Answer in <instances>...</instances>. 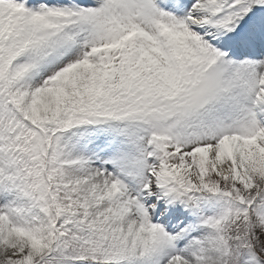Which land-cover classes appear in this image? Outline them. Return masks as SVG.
I'll list each match as a JSON object with an SVG mask.
<instances>
[{"label":"snow or ice","instance_id":"1","mask_svg":"<svg viewBox=\"0 0 264 264\" xmlns=\"http://www.w3.org/2000/svg\"><path fill=\"white\" fill-rule=\"evenodd\" d=\"M0 264H264V0H0Z\"/></svg>","mask_w":264,"mask_h":264}]
</instances>
